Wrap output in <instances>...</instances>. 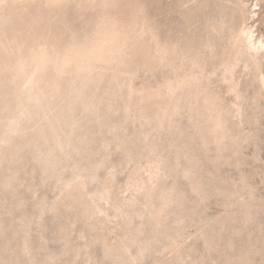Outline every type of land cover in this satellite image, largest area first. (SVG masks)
I'll use <instances>...</instances> for the list:
<instances>
[{
    "label": "rangeland",
    "instance_id": "obj_1",
    "mask_svg": "<svg viewBox=\"0 0 264 264\" xmlns=\"http://www.w3.org/2000/svg\"><path fill=\"white\" fill-rule=\"evenodd\" d=\"M236 1L0 0V264H264V0Z\"/></svg>",
    "mask_w": 264,
    "mask_h": 264
},
{
    "label": "bare ground",
    "instance_id": "obj_2",
    "mask_svg": "<svg viewBox=\"0 0 264 264\" xmlns=\"http://www.w3.org/2000/svg\"><path fill=\"white\" fill-rule=\"evenodd\" d=\"M237 1H239V0H237ZM236 1V2H237ZM223 2V1H222ZM233 2H234V0H233ZM235 3H233V5H234ZM238 4V3H237ZM240 7V6H239ZM243 10V9H242ZM242 12V11H241ZM242 14H244L243 12H242ZM239 15H240V13H239ZM241 16H243V15H241ZM245 16V15H244ZM241 19V18H240ZM242 23V22H241ZM240 28V27H239ZM240 31H242V29H239ZM244 30V29H243ZM242 33V32H241ZM243 33H244V31H243ZM35 51V50H34ZM38 54H36V53H34L35 54V57L37 58V59H42V57H43V54H42V51L39 53V52H37ZM45 56V55H44ZM31 56H28L26 59H24V57L23 58H21V59H18L17 60V62L14 64V65H12V66H14L15 67V70L18 72L20 69H21V67L22 66H24V64H30L29 63V61H28V58H30ZM66 57V56H65ZM36 63H38V62H36ZM33 65V64H32ZM35 65V64H34ZM38 65V64H37ZM36 66V65H35ZM38 75V74H37ZM54 75V74H53ZM89 75V74H88ZM39 77L41 78L42 77V75L40 76L39 75ZM72 79V78H71ZM36 80V79H35ZM37 80L38 81H40V79H38V77H37ZM36 80V81H37ZM44 81L46 80V79H43ZM53 80V79H52ZM87 80V79H86ZM42 81V80H41ZM43 81V82H44ZM83 81V80H82ZM81 81V82H82ZM42 82V83H43ZM46 82V81H45ZM53 82V81H52ZM51 82V83H52ZM55 82V81H54ZM40 83V82H39ZM68 83V82H67ZM43 84H45V83H43ZM50 85V84H49ZM40 86V85H39ZM67 86V85H66ZM46 87V86H45ZM38 87L36 86V89H37ZM47 88V87H46ZM49 88H51V86L49 87ZM57 88V87H56ZM44 89V88H43ZM66 90V89H65ZM79 90V89H78ZM46 91H48V90H46ZM51 91V90H50ZM64 91V90H63ZM62 91V92H63ZM72 91V90H71ZM81 91V90H80ZM57 92V91H56ZM61 92V91H60ZM23 93V92H22ZM36 93H37V91H36ZM35 93V94H36ZM45 93V92H44ZM47 93V92H46ZM50 93V92H49ZM65 93V92H64ZM71 93V92H70ZM24 94V93H23ZM22 94V95H23ZM26 94H28V93H26ZM31 94V93H30ZM51 94V93H50ZM34 95V94H33ZM32 95V96H33ZM57 95V94H56ZM29 96V95H28ZM39 96V95H38ZM60 96V95H59ZM64 96V95H63ZM83 96V95H82ZM58 97V96H57ZM17 98V97H16ZM35 98V97H34ZM38 99V98H37ZM42 99V98H41ZM91 99V98H90ZM15 101L17 102V100L15 99ZM61 101V100H60ZM63 101V100H62ZM65 101V100H64ZM15 102V103H16ZM55 103V102H54ZM62 103V102H61ZM54 105V104H53ZM29 107H30V105H28ZM53 107V106H52ZM88 107H89V105H88ZM91 107H93V106H91ZM10 108V107H9ZM72 108V107H71ZM32 109V108H31ZM93 109V108H92ZM95 109V108H94ZM39 110V109H38ZM38 110H36V111H38ZM89 110H90V108H89ZM88 111V110H87ZM34 112H35V110H34ZM52 112V111H51ZM38 113V112H37ZM91 113V112H90ZM32 114V113H31ZM45 114V113H44ZM49 114V113H48ZM32 116V115H31ZM60 117V116H59ZM91 117V116H90ZM89 117V118H90ZM62 118V117H61ZM54 123V122H53ZM39 131V130H38ZM57 131V130H56ZM50 132V131H49ZM52 132V131H51ZM59 133V132H58ZM44 135V134H43ZM48 135V134H47ZM36 137V136H35ZM50 138V137H49ZM46 140H47V138H46ZM53 141V140H52ZM56 141V140H55ZM50 144V143H49ZM45 146V145H44ZM49 147V146H48ZM40 148V147H39ZM45 148V147H44ZM48 149V148H47Z\"/></svg>",
    "mask_w": 264,
    "mask_h": 264
}]
</instances>
